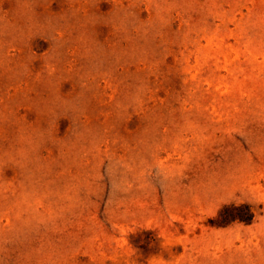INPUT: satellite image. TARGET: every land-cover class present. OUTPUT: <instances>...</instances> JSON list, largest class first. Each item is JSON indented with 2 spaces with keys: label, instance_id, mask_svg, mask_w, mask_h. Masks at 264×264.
<instances>
[{
  "label": "rangeland",
  "instance_id": "374dc122",
  "mask_svg": "<svg viewBox=\"0 0 264 264\" xmlns=\"http://www.w3.org/2000/svg\"><path fill=\"white\" fill-rule=\"evenodd\" d=\"M0 264H264V0H0Z\"/></svg>",
  "mask_w": 264,
  "mask_h": 264
},
{
  "label": "trees",
  "instance_id": "16d2710c",
  "mask_svg": "<svg viewBox=\"0 0 264 264\" xmlns=\"http://www.w3.org/2000/svg\"><path fill=\"white\" fill-rule=\"evenodd\" d=\"M224 210H225V209H224ZM233 219H234V220L238 219L239 221H242V222L250 221V218H249L248 214L245 215V216H244V215H238V214H237V216H235Z\"/></svg>",
  "mask_w": 264,
  "mask_h": 264
}]
</instances>
